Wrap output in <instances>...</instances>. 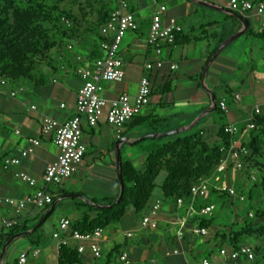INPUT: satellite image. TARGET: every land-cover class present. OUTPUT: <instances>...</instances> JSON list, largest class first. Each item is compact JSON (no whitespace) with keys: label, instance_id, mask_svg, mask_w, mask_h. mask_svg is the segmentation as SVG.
Here are the masks:
<instances>
[{"label":"crops","instance_id":"obj_1","mask_svg":"<svg viewBox=\"0 0 264 264\" xmlns=\"http://www.w3.org/2000/svg\"><path fill=\"white\" fill-rule=\"evenodd\" d=\"M127 1L135 14L139 30L127 32L131 33V38L126 50L121 47L127 33L120 45L125 65L123 83H104L102 97L110 101L124 93L135 96L143 77L150 79L152 97L150 104L122 130V139L126 138L130 142L119 146L120 154L122 149H127L126 158L121 154L122 161L131 162L137 147L142 145L134 144L149 138L148 135L138 140L137 134L143 129H148L147 133L157 134L155 138L159 140L174 136L176 134H168L179 130L182 137L202 135L207 143L215 145L220 144L218 133L222 127L233 124L244 128L256 107H261L264 117V39L260 37L264 32V23L261 21L264 15H243L249 21L250 31L248 29L220 51L204 75L205 67L212 58L210 56L243 28V24L228 13L230 0ZM249 1L264 3V0ZM155 2L167 7L164 19H175L183 27V32L179 33L181 36L173 46L164 48L159 58L163 61V67L149 72L145 64L158 59L147 41L150 24L158 8ZM241 37H245L247 43L237 44ZM223 38L227 39L219 45ZM249 39L259 40V43L249 44ZM69 45H73V52L68 51ZM78 55L83 56V62L77 61ZM101 55L95 38L85 37L81 43L73 40L55 54V72H45L43 83H20L17 87H23V92L15 99L8 96L7 87H0V196L21 200L34 193L33 188L17 180L14 174L21 171L42 180L47 166L59 155L52 137L42 136V120L51 117L65 123L76 114L77 92L82 86L80 71L92 65ZM172 65L177 68L172 69ZM63 66L65 70L61 69ZM213 96L217 108L218 103L226 100L228 112L216 111ZM199 118L200 121L193 127ZM83 133V142L87 147L83 163L71 179L51 190L56 208L78 211L77 205L85 202L82 198L66 196L79 195L91 201H101L115 198L120 192L116 152L119 139L116 130L107 123L105 116L95 129L84 126ZM30 138H39L42 142L35 155L21 159L18 167L4 171V159L20 157L21 151L28 147L27 140ZM234 139L243 145L247 141V134H239ZM96 172L102 174L97 175ZM158 189L159 195L155 196L154 193L149 205L150 208L156 200L163 202L158 228L153 230L143 227L144 215L129 210L119 224L104 230L99 242L103 253L100 263L105 260V253L118 246L121 254L129 255L131 264H203L205 259L212 264H247L243 259L232 261L222 258L219 251L227 247L211 230L205 237L192 234L191 229L198 226L197 215L208 206L204 201L206 199L192 206L191 199L184 198L180 206L174 200L165 199L161 188ZM46 212L29 207L21 215L20 224L33 226L43 215L46 216ZM3 217L14 218L13 209L9 206L0 207V218ZM63 218L71 222L75 220L63 216L59 223ZM183 219H187L188 227L183 239H178L177 232ZM58 227L59 224L55 231ZM73 245H77L76 242ZM38 249L41 254L38 259L31 258L33 264H56L58 250L55 240L47 241ZM80 257L84 264L96 262L88 250ZM116 264L121 263L117 261Z\"/></svg>","mask_w":264,"mask_h":264},{"label":"trees","instance_id":"obj_2","mask_svg":"<svg viewBox=\"0 0 264 264\" xmlns=\"http://www.w3.org/2000/svg\"><path fill=\"white\" fill-rule=\"evenodd\" d=\"M94 1L96 2L95 5L100 7V12L103 11L95 36V40L99 45L101 40L100 28L110 18L116 3L114 0ZM60 2L61 0L55 5L48 6L44 0H26L27 7L19 10L14 8L12 0H0V82L6 81L8 89L15 88L22 82L43 83L45 72H55V62L51 53L54 50L57 51V48L61 44L64 47L67 43L73 41V38L69 35L74 27L71 19L72 16L67 14V12L61 11ZM253 3L256 5L260 2L253 1ZM11 9H13L12 22H10V18L8 19L7 16ZM231 19L236 20L234 17H231ZM49 22H56L58 26H56L57 24H53L52 28L48 30L45 25ZM180 36L181 34L177 35L176 42ZM260 37L264 39V32L260 34ZM227 38L221 39L219 45ZM219 110L222 111L220 103H218L216 111ZM255 122L257 129L248 133L247 141L243 144V147L246 149V153L242 157L243 164H245L243 168L245 167L246 174H248L250 180L252 178L249 176V170L252 168L264 169V165L258 161L259 158L264 157V117L262 115L256 116ZM182 136V133L168 136L174 140L166 143L158 150L149 153L141 169L133 162L122 161L121 173L124 182V194L120 202L116 205L114 204L120 192L115 198L91 201L94 205H99L100 207L82 202L80 205H77L78 217L71 222L72 230L81 233H92L97 228L105 230L110 226L119 224L131 209L138 215L146 214L157 189L156 181L161 172L166 173V177L160 186L165 199L176 202L180 198L192 199V186L202 180L211 178L216 173L224 157L221 148L223 146L229 147L233 141V137L225 132L224 127L218 133L220 144L210 145L204 140L202 135ZM231 170L232 165L230 164L227 173L230 174ZM261 186L264 190V176ZM232 200L233 197L212 188L209 197L204 201L206 205H214L215 208L210 215H197L198 226L206 227L208 230L214 232L215 237L220 239L223 246L228 249H238L243 245V238L246 235L255 234L264 238V211L260 216H255V219L259 217V220L263 222L259 228L252 226L253 223L249 215L243 217L244 226L241 230H235L236 224H231L229 227H222L216 224L213 215L214 211L218 206L226 207L227 203L233 204ZM251 200L252 198L249 195L247 201L251 202ZM52 206L42 211H47L46 213H48ZM105 206L112 207L105 208ZM56 210L57 208L51 212L44 224L36 229V231L21 237L29 246L26 252L41 248L49 241V237L45 235L43 228L47 221L55 214ZM43 218H45V215L33 226L21 223L5 233L0 240V252L12 237L33 230ZM13 243L8 247L4 260ZM251 247L254 249L256 257L253 261H244L247 264H258V258L259 255H262L261 249L264 246L255 245ZM120 254V247L115 246L105 253L103 263H100L103 257L102 253V257L96 259L95 264H116L119 261ZM261 259L264 260V255ZM56 264H84L77 245L71 243L60 247Z\"/></svg>","mask_w":264,"mask_h":264},{"label":"built area","instance_id":"obj_3","mask_svg":"<svg viewBox=\"0 0 264 264\" xmlns=\"http://www.w3.org/2000/svg\"><path fill=\"white\" fill-rule=\"evenodd\" d=\"M116 3L110 18L101 26L99 49L102 55L92 62V65L80 71L82 86L77 92L76 99V114L67 122L61 123L54 118L44 117L42 120L41 133L44 137H52L54 145L59 150L57 159L45 169L42 180L30 176L25 172L18 171L14 177L22 183L33 188L35 191L31 195L15 200L13 198L0 196V207L9 206L15 213L14 218H0V240L1 238L20 224L21 215L31 207L33 210L42 211L53 205L54 196L52 188L62 185L78 171L83 163L87 147L83 142L84 126L95 129L99 126L100 121L106 116V121L115 130L118 139H122V130L126 124L135 119L151 102L152 86L148 77H143L140 81L138 91L135 96L122 94L116 99L106 100L102 97L104 83H123L125 79L124 60L120 54V45L125 34L128 31L136 32L139 29L135 14L130 10L127 0H114ZM157 4V2H155ZM158 8L154 14L147 41L153 48L154 55L158 58L154 62L145 64V69L149 72L163 67V61L159 58L164 53V48L173 46L176 42L177 35L183 32V27L175 19H164L167 12V7L163 4H157ZM228 10L235 14L246 15L256 13L259 16L264 15V3L254 4L249 0H230ZM68 51L73 52V45L67 46ZM77 61L83 62L84 58L81 55L77 56ZM176 69L175 65L171 66ZM65 70V66L61 67ZM6 81L0 82V87L5 88ZM23 92V87H15L9 89L8 96L12 99L18 97ZM238 99V96H236ZM220 108L223 112H228L226 100L220 102ZM34 109V107H33ZM262 115L261 107H256L244 128L229 124L224 127L227 134L233 137L229 147H222L221 152L224 157L221 160L216 173L209 179L202 180L196 183L191 188V205L201 199H207L211 189L214 188L220 193H226L231 197H235L236 191L234 187L225 182L221 174L228 175L229 165H232V170H242L244 164L242 157L246 153L243 145L235 141V137L239 134H247L254 129H257L255 122L256 116ZM28 147L21 151L20 157L5 158L2 162V169L8 171L11 168H16L21 164V159L29 158L35 155L36 150L41 147V139L30 138ZM213 182L214 186L211 185ZM241 202L245 201V197H240ZM177 203L181 206L183 199H178ZM162 200H156L150 206L148 212L142 218V226L153 230L158 228V216L162 208ZM215 206L208 205L200 210L202 216L210 215ZM252 217V215H250ZM71 221L67 218L61 219L58 230L53 234V240L56 241L57 250L62 246H67L76 242L78 252L85 253L87 250L96 259L102 257V249L99 244L103 238L104 230L97 228L92 233H81L72 230ZM188 227L187 219L181 220L179 231L177 232L178 239H183L185 230ZM195 236H208L209 230L206 227L195 226L191 229ZM127 236L131 237V234ZM220 256L226 260H248L255 259V252L249 245L243 244L238 249L222 248ZM40 250L34 249L31 253L22 251L17 259L12 264H33L32 259L40 257ZM1 255V252H0ZM0 256V264H1ZM121 264H131L129 255L122 253L119 257ZM203 264H212L210 260L205 259Z\"/></svg>","mask_w":264,"mask_h":264},{"label":"rangeland","instance_id":"obj_4","mask_svg":"<svg viewBox=\"0 0 264 264\" xmlns=\"http://www.w3.org/2000/svg\"><path fill=\"white\" fill-rule=\"evenodd\" d=\"M14 8H17L19 10H23L27 7L26 0H12ZM59 0H44V2L48 6L55 5ZM96 2L94 0H61L60 2V9L61 11L67 12V14H70L72 16V22H73V29L70 31L69 35L73 38L72 40H76L77 43H81L85 37L88 38H95L99 22L101 20L103 11L100 12V7L98 5H95ZM12 13L13 9H11L8 13V19L10 18V22H12ZM261 21L264 23V18L261 19ZM53 24L58 23H47L46 29H51ZM51 37V35H49ZM53 37V36H52ZM55 37V36H54ZM129 38H131V33H127L126 40L122 44L121 49L126 50L129 43ZM56 39V37H55ZM239 43H247L245 37H241L238 39ZM259 43V40H248V43ZM261 43V42H260ZM63 49L62 44L59 48H57V51ZM57 51H53L51 53V56L54 57L55 54H57ZM158 89V87H156ZM157 100L159 101V93L157 95ZM150 130V129H149ZM148 129H143L140 132H138V140L144 138L145 136L154 134V133H147ZM194 132V131H192ZM190 132V133H192ZM188 134V133H187ZM174 139L171 137H166L161 140L159 138H147L143 140L140 145V147H137L135 153L133 154L131 158V162H134L139 169L143 167V163L145 161L146 156L151 153L152 151L158 150L163 145L166 144V142H171ZM127 149L124 148L121 151V154L124 158H126ZM258 161L264 165V157L259 158ZM245 166V164H244ZM249 176L252 178L250 180L248 178V174H246L245 167L242 170L233 171L231 170L230 174L226 176V174H221L220 177L227 182V184L234 187L236 191V196L233 198L232 202L233 204L227 203L226 207L218 206V208L214 211V219L216 221V224L222 227L231 226V224H236L235 230H241L243 228V217L246 215H252L253 217H250L252 220V226L254 228H259L260 225L263 224L260 218L258 217L255 219V216L260 214L264 211V190L262 189V182H263V176H264V169L260 168H252L248 171ZM96 174H102L100 172H96ZM166 177L165 172H161L159 177L157 178L156 184H157V190L155 191V196L159 195V187L162 185L164 179ZM254 179V181H253ZM103 182V181H102ZM212 186H214L213 182L211 183ZM249 195L251 196L252 200L247 201ZM245 197V201L241 202L239 199L240 197ZM240 202V203H239ZM63 216H68L72 219H77L78 212L66 209V208H57L55 214L47 221V223L44 225V232L45 235L49 237V240H53V232L55 231V227L59 224V220ZM244 243L249 246H264V238H261L259 235H246L243 238ZM28 244L26 241L22 238L17 239L13 245L10 247L7 257L4 260V264H12L13 259L18 255L19 252L24 250L25 248H28ZM254 250V249H253ZM264 248L261 249L262 255H259L258 258V264H264V260H262V256L264 255ZM255 252V251H254ZM256 257V253H255Z\"/></svg>","mask_w":264,"mask_h":264},{"label":"water","instance_id":"obj_5","mask_svg":"<svg viewBox=\"0 0 264 264\" xmlns=\"http://www.w3.org/2000/svg\"><path fill=\"white\" fill-rule=\"evenodd\" d=\"M228 13L235 16L242 24H243V28L242 30L232 36L231 38H229L228 40H226L220 47L219 49L213 54L212 58L210 59L209 63L206 65L205 67V71H204V75L206 74V70L209 66V64L215 59V57L220 53V51H222L225 47H227L231 42H233L235 39H237L239 36H241L242 34H244L248 29H249V21L243 16V15H240V14H235L233 12H231L230 10H228ZM213 106L214 108L216 109L217 108V102H216V99L215 97L213 96ZM201 118H199L195 124L193 125V127H195L198 122L200 121ZM180 131L179 130H175V131H172L170 132L168 135H173V134H177L179 133ZM167 134H165L164 136H166ZM150 138H155V137H158L157 134H152V135H149ZM123 143H130L128 139L124 138V139H121L117 142L116 144V152H117V168H118V181H119V186H120V195L118 197V199L115 201V205L118 204L120 202V200L122 199L123 197V194H124V182H123V177H122V173H121V170H122V158H121V154H120V149H119V146L120 144H123ZM66 197H70V198H82L85 202H87L88 204H91V205H94L90 199L88 198H85L83 196H79V195H70V196H66ZM95 207H100L99 205H94ZM112 206H105V208H111ZM56 208V204H53L51 210L46 214L45 218H43L37 225L36 227L31 230V231H28V232H25V233H20V234H17L15 235L14 237H12L6 244L5 246L3 247L2 251H1V264H4V256L7 252V248L16 240V239H19L23 236H27L31 233H33L34 231H36V229H38L41 225L44 224V222L46 221L47 217L50 216L51 212L53 210H55Z\"/></svg>","mask_w":264,"mask_h":264}]
</instances>
